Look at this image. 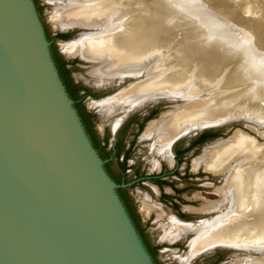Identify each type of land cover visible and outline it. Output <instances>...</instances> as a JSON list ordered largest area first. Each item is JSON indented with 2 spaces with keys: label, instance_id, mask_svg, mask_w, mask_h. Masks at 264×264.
I'll return each mask as SVG.
<instances>
[{
  "label": "bare ground",
  "instance_id": "bare-ground-1",
  "mask_svg": "<svg viewBox=\"0 0 264 264\" xmlns=\"http://www.w3.org/2000/svg\"><path fill=\"white\" fill-rule=\"evenodd\" d=\"M64 1L53 17L56 27L98 30L66 47L69 55L94 63L90 76L97 87L145 75L104 106L108 113L161 97L183 103L150 123L144 138H153L157 154L234 116L250 120L264 138V21L242 20L226 0ZM190 63L203 65L204 75L177 91L189 81ZM229 89L237 92L222 96ZM209 90L219 95L202 98ZM204 159L207 171L223 177L220 200L201 210L215 215L195 228L171 220L170 239L194 232L191 257L223 246L236 250L232 264H264V146L237 131L209 149Z\"/></svg>",
  "mask_w": 264,
  "mask_h": 264
},
{
  "label": "water",
  "instance_id": "water-1",
  "mask_svg": "<svg viewBox=\"0 0 264 264\" xmlns=\"http://www.w3.org/2000/svg\"><path fill=\"white\" fill-rule=\"evenodd\" d=\"M190 66L177 91L202 79L203 65ZM238 123L251 121L234 116L176 143ZM0 264H172L154 218L59 80L40 0H0Z\"/></svg>",
  "mask_w": 264,
  "mask_h": 264
},
{
  "label": "rangeland",
  "instance_id": "rangeland-1",
  "mask_svg": "<svg viewBox=\"0 0 264 264\" xmlns=\"http://www.w3.org/2000/svg\"><path fill=\"white\" fill-rule=\"evenodd\" d=\"M61 1L62 0H40L47 30L49 31L50 35H53L58 32L67 34L66 40H68V42L58 44V48L63 52L65 58L67 60L69 59V61L71 60L72 62L70 69L73 79L77 83L89 87V89L92 88V93H96V98L95 99L92 98V101L91 98H87V100L85 101L86 106L94 114L96 120L95 126L97 128V133L99 134V137H103L107 134L109 138V147H111L113 142L110 139L111 137L109 131L111 129L113 130L116 129L118 125V123L116 122L118 119L117 117L118 116L120 117V115L118 114L115 117H112L110 114L104 115L103 112L105 111L102 110L103 111L102 112L101 109H103L105 105L111 103L112 102L111 100L114 99L112 97L116 92V90L114 89L115 87H112L111 89L106 88L110 86L109 82H107L108 84L105 83L104 87L103 86L97 87L95 82H93L94 80L91 79L90 76V72L94 69L93 67L94 63H89L84 60L78 59L77 56L72 57L67 52V48H66L67 46L68 47L74 46V42H76L77 38L86 34H90L93 31H86L82 28H72L63 31L64 29H60L56 27L53 17H55L57 8L62 6ZM226 2L230 6L235 7L237 11H239V16L241 15L240 17L241 19L243 18L242 20L251 21V22L264 21V3H262L261 0H226ZM224 17L225 20H227L228 22L232 21L226 15H224ZM191 21L195 24L197 23L196 18L191 19ZM243 23L244 22H242L243 26L246 25L245 23L244 24ZM127 84L128 83L124 84V87ZM115 85L118 84L115 83ZM120 86L121 88H123V85ZM215 93L216 92L213 91L207 93L204 92L202 98L216 96ZM110 98L112 99L110 100ZM94 100H99V101H94ZM182 104L183 103L179 101L169 102V103L162 102L161 109L159 110L157 116L170 112L174 110L175 107L180 106ZM156 117L154 119H156ZM237 131L254 139V141L257 142V144L259 145L264 144V138H261L258 135L259 132H262L260 129L258 130V132H256L252 129L250 124L238 123V124H233L228 128L218 130L216 132L215 137L208 139V141L205 144L200 145L197 148V151L192 150L191 152L181 157L179 161L180 165L177 166V172L184 173L187 167L189 175L183 177V180H180L179 177L173 178L171 177L172 175H170L167 178V180L173 181L175 187L182 192L181 197H183L185 202L184 204L183 203L181 204L186 206L183 207V210L186 211V209H192L196 211L201 207L204 208L211 203L215 204L214 202L220 200L217 195V190L223 184V177L205 172L204 173L200 172L199 174H196L197 170L196 171L193 170V168H191V165L194 160L199 159L201 157L204 150L211 149L214 145L220 142H227ZM159 163L162 165L165 164L164 162L160 161L158 158L148 155L147 150L141 144L139 145L136 144L131 154V158L128 161L127 180L129 181V183L132 184L131 186L133 187V189L135 190V192L137 193L143 204L146 206V208L154 218L158 230L163 239V242L165 244V247L167 249V252L172 261V264H190L189 262L190 258H188L189 249L187 245H185L183 242L177 243L176 240L174 241L170 239V236L173 234L172 230L169 231L171 227L170 221L173 220L174 218L172 217V213L170 212V209H168V206L165 203L161 204V202L159 201V196L157 194L158 190L156 189V187L152 185V183L149 181H145L143 182V184H138L137 182H134L139 177H149L155 175L159 168L155 169L154 165ZM163 168L165 169V172H170L172 170L171 167L169 168L164 166ZM150 189H154L155 192H153V190ZM165 191L167 193H172L168 188H165ZM207 201H212V202H207ZM190 216H191L190 220L194 222H201V221L205 222L210 217V216H205V217L201 216L202 218L201 217L197 218L194 217L195 216L194 214H189V217ZM214 256L215 253L210 254L209 256L204 258L201 262H199V264H211L214 259ZM236 258L237 255L235 256V252L225 251L223 252V257L221 258V262L217 264H230L229 262H231L232 264V260L234 259L233 261H235Z\"/></svg>",
  "mask_w": 264,
  "mask_h": 264
},
{
  "label": "flooded vegetation",
  "instance_id": "flooded-vegetation-1",
  "mask_svg": "<svg viewBox=\"0 0 264 264\" xmlns=\"http://www.w3.org/2000/svg\"><path fill=\"white\" fill-rule=\"evenodd\" d=\"M48 32V36H49V40H50V44H51V49L54 50L56 58H57V63L60 66V70L62 72V77L64 79V81L66 82V84L70 87V89L72 90V93L74 94V102L76 103V105L78 106V108L80 109V111L82 112V114L84 115V117L87 119V121L89 122V124L91 125V127L93 128V130L95 131V133L97 134V136L99 137V134L97 133V128L95 126V117L94 114L92 113L91 110H89L86 106V100L87 98H96V93H92V88L89 89V87L85 86V85H81L79 83H77L74 79L73 76L71 74V60L69 61V59L67 60L63 54V52L58 48V42H68V40H66V38H56V36L58 35H65L67 36V34L65 33H55L53 35H50L49 31ZM71 56V55H70ZM73 57V56H72ZM78 59H80V56H77ZM56 66V65H55ZM57 70V69H56ZM58 78L61 81V83L64 85V82L61 78V76L59 75L58 71ZM114 79L112 81H110L109 87H106L108 89H111L112 87H115L114 89L116 90L114 96L112 98H116L120 92L126 90L129 86L133 85L136 80L132 79V78H126L123 82H120V80ZM114 81V82H113ZM120 82V83H118ZM114 83H117L118 85H115ZM128 83L125 87L127 88H121L120 85ZM112 85V86H111ZM66 88V87H65ZM113 89V90H114ZM114 93V92H113ZM117 94V95H116ZM110 98V100L112 99ZM94 101H99V100H94ZM113 101V100H111ZM110 101V102H111ZM158 101V102H157ZM163 101L162 100H153L151 102H147V103H142L141 105H139L138 107L134 108V107H129V109L127 108H123V109H116V112L118 110V112H110L108 113L104 107L103 109H101V111H105V115L110 114L113 115L112 117L117 116L118 114L120 115V117L118 116L117 118V123L122 122L121 126L117 129V131L115 132L114 135V139L112 140V145L111 147H109V138L107 136V134L103 137H99V139L101 140V142L103 143V145L106 147V149L108 150V152L110 153V155L112 156V158L114 159V161L116 162V164L118 165V167L120 168V170L122 171V173L124 174V176L127 178V172H128V161L131 158V154L136 146V144H141L143 147H145V149L147 150L148 155L153 156L155 158H158L160 161L164 162L165 164H156L154 165L155 169H158V171L156 172L155 175L153 176H149V177H139L137 178L134 182H137L138 184H143V182L145 181H149L152 183V185H154L156 187V189L158 190V196H159V201L161 202V204L165 203L168 206V209H170V212L172 213V217L174 218L172 221L174 223L178 222L177 224L179 225H185V226H190V227H199L200 224H205L207 222V220L201 221V222H194L192 220H190L191 216L189 217V214H194V217H205V216H211L214 217L215 213L213 214H205L202 213V209L204 208H200L198 210H192V209H186L183 210L184 206V199L183 197H181V191L178 190L175 185L173 184V181L171 180H167V178L172 175L171 177H179L180 180H183V177L188 176V170L186 167V170L184 173H179L177 172V166L180 165L179 161L181 159V157L189 152H191L192 150L197 151V148L202 145L205 144L208 141V138H203V135L206 134H213L216 133L217 131H206L203 132L201 134H198L195 138L191 139L189 141V143H186L185 141H180L179 143H175L172 147V149L168 150L167 152H163L162 155L157 154L156 151V147H155V142L151 139L146 140L144 137L150 127V123L153 121L159 122L162 120L161 115L157 116V114L159 113V110L161 109V103ZM110 104V103H109ZM127 111V112H126ZM130 113H129V112ZM115 113V114H113ZM168 113V112H167ZM157 116V117H156ZM156 117V119H154ZM161 117V118H160ZM154 119V120H153ZM155 122V123H156ZM113 130V129H111ZM110 130V131H111ZM115 130V129H114ZM110 133V137H111V132ZM154 142V143H153ZM197 143V144H195ZM209 149H206L205 152H203L204 154L201 155V157L199 159H196L193 161L191 168H193V170L196 171V174L201 173H210V174H214L211 173L209 171L206 170V159H204L205 153L208 151ZM194 162H198L197 167L195 168ZM164 166L166 167H171L172 170L170 172H165V169L163 168ZM214 175H222V174H214ZM131 184V183H130ZM132 185V184H131ZM165 188L170 189V191L172 193H167L165 191ZM153 190L154 189H150ZM156 194V193H155ZM218 195V193H217ZM218 198L220 199V196L218 195ZM206 202V201H205ZM207 202H212V201H207ZM218 201L214 202L217 203ZM183 203V204H181ZM207 204V203H205ZM212 204V203H211ZM166 207V206H165ZM193 217V216H192ZM201 217V218H202ZM209 217V219L211 218ZM208 219V220H209ZM176 220V221H175ZM182 224H181V223ZM191 224V225H190ZM192 233H187L185 234V236H181L180 238L176 239L177 243L179 242H183L185 245H187L188 249H189V257L190 258L189 262L190 264H199V262H201L204 258H206L207 256H209L211 253H215L214 259L212 261L211 264H217L221 262V258L223 257V252L225 251H231V252H236L232 251L231 248H227V247H218L213 249L210 252H207L206 254L203 253H196L193 255V257H191V249H190V245L193 243V240L196 238L195 234ZM175 241V240H174ZM220 248V249H219ZM204 255V256H203ZM235 259V258H234ZM233 259V260H234ZM232 260V262H233ZM231 264V262H229Z\"/></svg>",
  "mask_w": 264,
  "mask_h": 264
},
{
  "label": "trees",
  "instance_id": "trees-1",
  "mask_svg": "<svg viewBox=\"0 0 264 264\" xmlns=\"http://www.w3.org/2000/svg\"><path fill=\"white\" fill-rule=\"evenodd\" d=\"M56 38H66V36H65V35H58V36H56ZM52 53H53V57H54V61H55V65H56V69H57L59 75L61 76V78H62V80H63V82H64V85H65V87H66V90L68 91V93L70 94V96L72 97V99H74V96H73L74 94L72 93V90H71L70 87L66 84V82L64 81V79H63V77H62V72H61V70H60V66H59L58 63H57V58H56V55H55L54 50H52ZM215 135H216V133H213V134H206V135H203V136H202V139H203V138L211 139V138H214ZM195 144H197V143H195Z\"/></svg>",
  "mask_w": 264,
  "mask_h": 264
}]
</instances>
